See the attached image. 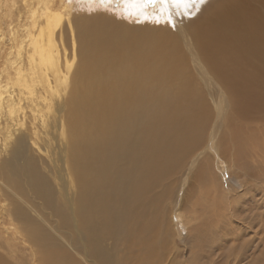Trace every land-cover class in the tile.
Segmentation results:
<instances>
[{
  "label": "bare ground",
  "instance_id": "6f19581e",
  "mask_svg": "<svg viewBox=\"0 0 264 264\" xmlns=\"http://www.w3.org/2000/svg\"><path fill=\"white\" fill-rule=\"evenodd\" d=\"M197 1L127 5L139 12L129 27L73 21V0H0V264L18 244L30 264H130L113 250H130L134 238L158 252L144 239L159 223L157 186L171 195L177 172L202 156L206 193L217 196L215 185L242 198L202 199L171 220L179 236L195 222L200 259H229L234 225L248 228L246 210L264 208V190L257 197L247 186L253 178L264 188V0H206L190 17ZM145 12L164 24L145 22ZM200 218L217 225L212 237ZM163 235H173L168 226Z\"/></svg>",
  "mask_w": 264,
  "mask_h": 264
},
{
  "label": "rangeland",
  "instance_id": "374dc122",
  "mask_svg": "<svg viewBox=\"0 0 264 264\" xmlns=\"http://www.w3.org/2000/svg\"><path fill=\"white\" fill-rule=\"evenodd\" d=\"M209 1V0H208ZM206 0H203L201 3L200 0H198L192 7L193 10L190 14V17H194L199 12V7L204 4ZM74 8L72 9L71 18L73 21L77 17L86 16V17H102L104 19H111L113 22L118 23H124V25L133 27L132 24L135 25V17L139 15L138 11H135L133 8L129 9L127 5H124L123 3L117 4L116 0H109L106 4H101L99 2H84L82 3L81 0H73ZM146 18L145 22H155V20H158L161 18V16L156 15V12L150 13L145 12ZM14 14V13H13ZM12 14V17H13ZM12 19H17L16 14ZM161 20V19H160ZM127 21V22H126ZM168 23V19L166 21ZM165 22V23H166ZM158 24H164L161 21L155 22ZM63 42L66 43L69 51L71 49V31L68 27L67 22L61 27ZM73 35H78L77 30L75 29V33ZM139 35H144L139 34ZM10 37L9 35H6V39ZM70 46V47H69ZM6 58V57H5ZM4 59V54L0 53V62ZM4 62V61H3ZM79 63V59L77 64ZM10 67V66H9ZM192 71L195 75L196 81H199V85L204 87V83L202 81V77L199 75V71L194 69L192 67ZM5 79V77H3ZM203 97L207 102V106L210 110V113L214 114L213 118L217 119V111L215 108V104L213 101H211V97L206 90H203ZM204 163V156H202L195 166V168L190 172L189 166L190 164L186 165L183 170H179L173 179L172 184L169 185L172 193L171 195H164L165 188L167 189V185L159 184L157 186L156 195L154 196L155 199H159V210L157 213V220L159 223H154V225L149 226V230L145 233V240L152 239L156 242L157 250L158 252H155L154 247L146 251L143 248V244L140 241V238H134L131 241L132 248H126L124 246L119 247V251L113 250V254L115 255V258H120V255L124 256L123 261L126 262V258H130V264H187L189 260L193 258L199 259V263L201 264H264V240L260 241V237L264 236V208L260 209L258 211V208H249L246 210L245 215L247 216V220L250 222L245 223L243 226L239 224H235L239 230V234L235 235L237 239L234 240V242L228 243L225 251V256H230L229 259H226L221 255L220 257L217 256L213 257L214 259H200L201 254L203 253L200 249L197 250L196 247H194L195 243V233L193 232L192 225L195 222H191L188 225V230L190 229V235L189 233L186 234L187 230H182V235H178L177 231L175 230V226L172 219L173 210L176 208L182 207V212L189 216V208L192 206V204L200 202L202 199H205L206 201L212 199L219 200L220 198L225 199V202L227 201H237L239 200L240 195L243 193L240 189V191L228 194L226 196V192L228 189L226 188V192L222 191L221 189H218L214 185V189H217V196L207 194L206 191V185L203 182V176L199 174V170L203 169L207 172V166ZM186 178V183H183V179ZM220 182V181H219ZM248 185L251 189V191H255L260 196V192L264 190L263 185L257 181H253V178H250L248 181ZM230 186L234 185V182H230ZM236 185V184H235ZM238 190V189H237ZM204 194L202 196H199L200 194ZM249 197V195H246ZM208 203V202H207ZM147 204V202L145 203ZM151 207L147 206L146 210H149ZM251 209V210H250ZM150 211V210H149ZM259 212H261L262 217V223L260 222V219L255 218L260 217ZM255 215V216H254ZM163 217V220H162ZM150 218H153V216L147 214L144 215L141 220H148ZM253 218V219H252ZM196 223L199 224L202 228H204L206 231L204 234L209 235V237L213 236L215 234L214 228H218L217 225H215L214 222L210 223L208 219L200 218L196 221ZM209 224V225H208ZM252 224V225H251ZM208 225V227H206ZM251 225V226H250ZM169 227L173 235H170L169 239L164 238V233L166 227ZM214 227V228H212ZM203 229V230H204ZM70 231L66 230L63 232V235L69 236ZM241 239V240H239ZM75 244V241L73 242ZM210 244L216 245L214 239H211ZM19 247L16 250V258L10 257V264H30V258H29V249L26 246H22L21 244H18ZM108 248L110 249V246L112 244L109 242L107 244ZM129 247V246H128ZM200 250V251H199ZM0 252L6 253L7 250L4 248H0ZM241 255L239 257L238 255ZM204 254V253H203ZM202 254V255H203ZM224 254V252H222ZM7 255H10L7 253ZM206 255V254H204ZM205 257V256H204ZM239 258V261L233 262L235 258ZM203 258V257H202ZM242 259V261H241ZM238 262V263H237ZM240 262V263H239Z\"/></svg>",
  "mask_w": 264,
  "mask_h": 264
},
{
  "label": "snow or ice",
  "instance_id": "6c2138e0",
  "mask_svg": "<svg viewBox=\"0 0 264 264\" xmlns=\"http://www.w3.org/2000/svg\"><path fill=\"white\" fill-rule=\"evenodd\" d=\"M89 2H94V0H89ZM95 2H99L101 4H106L109 2V0H95ZM143 2H154V0H116L117 4L123 3L124 5H136ZM162 4L166 5H175L176 7L183 6L184 8H187L191 3H194L195 0H160ZM202 3L203 0H200Z\"/></svg>",
  "mask_w": 264,
  "mask_h": 264
}]
</instances>
